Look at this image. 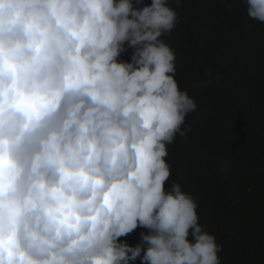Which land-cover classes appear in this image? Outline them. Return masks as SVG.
Wrapping results in <instances>:
<instances>
[{
    "label": "clouds",
    "instance_id": "1",
    "mask_svg": "<svg viewBox=\"0 0 264 264\" xmlns=\"http://www.w3.org/2000/svg\"><path fill=\"white\" fill-rule=\"evenodd\" d=\"M177 19L168 0H0V264H221L192 194L166 187L197 110L162 39Z\"/></svg>",
    "mask_w": 264,
    "mask_h": 264
},
{
    "label": "trees",
    "instance_id": "2",
    "mask_svg": "<svg viewBox=\"0 0 264 264\" xmlns=\"http://www.w3.org/2000/svg\"><path fill=\"white\" fill-rule=\"evenodd\" d=\"M168 3L178 19L162 39L197 110L186 116L187 137L167 146L166 187L179 182L192 194L221 264H264V24L247 16L245 0ZM132 52L119 59L130 62ZM147 231L120 240L135 246Z\"/></svg>",
    "mask_w": 264,
    "mask_h": 264
}]
</instances>
